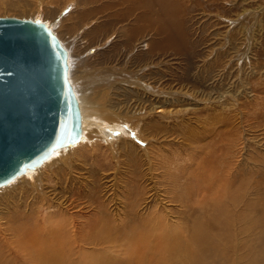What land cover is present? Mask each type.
Segmentation results:
<instances>
[{
  "label": "rangeland",
  "instance_id": "1",
  "mask_svg": "<svg viewBox=\"0 0 264 264\" xmlns=\"http://www.w3.org/2000/svg\"><path fill=\"white\" fill-rule=\"evenodd\" d=\"M168 1L181 5L187 39L195 45L192 57L174 48L150 56L147 40L163 34L156 37L151 17L140 19L145 8L135 7L132 0H0V16L32 18L53 29L70 53L69 73L85 82L92 97L99 92L91 109L100 116L96 123L104 120L92 143L74 152L59 149L58 159L51 162L53 169H47L50 172L36 171L35 187L29 175L21 178L25 173L17 186L0 191V231L9 232L7 236L12 229H5L6 223L16 226L29 213L36 215L34 208L45 201L38 209L40 222L49 218V212L74 213L87 221L85 264H223L221 250L251 264L247 259L252 251H263L264 0ZM89 9L100 12L86 17ZM136 24H144L146 30L135 36L137 44L131 49L133 44L123 39L127 37L123 32ZM95 27L99 28L90 33ZM145 51V57L136 54ZM92 70L97 82L99 76L108 79L101 92L87 87ZM134 75L144 80L139 86ZM144 83L153 88L143 90ZM75 85L79 88L78 82ZM122 118L128 123H122ZM140 118L139 131L133 124ZM45 174L46 185L41 182ZM32 192L35 196L40 192L37 202L29 195ZM100 203L115 214L111 224H119V230L110 231L117 232L111 236L120 247L109 246V240V245L88 244L91 236L100 240L91 222L96 210L102 209ZM109 213L107 209L105 215ZM125 221H135L136 236L120 229ZM2 238L0 246L5 244ZM212 244L221 246L217 250Z\"/></svg>",
  "mask_w": 264,
  "mask_h": 264
},
{
  "label": "water",
  "instance_id": "2",
  "mask_svg": "<svg viewBox=\"0 0 264 264\" xmlns=\"http://www.w3.org/2000/svg\"><path fill=\"white\" fill-rule=\"evenodd\" d=\"M69 53L45 22L0 16V186L82 139Z\"/></svg>",
  "mask_w": 264,
  "mask_h": 264
},
{
  "label": "bare ground",
  "instance_id": "3",
  "mask_svg": "<svg viewBox=\"0 0 264 264\" xmlns=\"http://www.w3.org/2000/svg\"><path fill=\"white\" fill-rule=\"evenodd\" d=\"M133 2V5L135 7H138L139 5H142L144 8H145V11L144 13L141 15V17H139L140 19L141 18H144V19H147L148 17L153 21V23L155 24V29H156V37H158V34H163L162 37L160 38H152L151 40L148 39L147 41L149 42V47H147V52L149 54V52H151V54H149L150 56H153L154 54L153 53H157L159 55H163V54H166V50L170 49V48H174L176 50H178L179 52H186L188 55H190L192 57V54L194 52V48H195V45H193L194 43L192 42V44H190V42L188 41V37L186 35V31H185V24L183 23V20L181 18V11H182V8H181V5L179 6L178 4L174 3V2H171V1H168V0H132ZM131 2V4H132ZM125 3V2H123ZM197 3V2H196ZM130 4V3H129ZM202 5V4H201ZM132 6V5H131ZM133 6V7H134ZM98 9H101V8H98ZM97 9H89L87 11H85V16L87 17L88 15H92L96 12V14L98 12H100L99 10L96 11ZM144 10V9H143ZM116 12V11H115ZM128 13H130L129 10H127ZM95 14V15H96ZM123 12H121V16H122ZM114 15L113 17H116V14H112ZM129 15V14H128ZM118 16V15H117ZM120 16V15H119ZM149 19V21H150ZM144 21V20H143ZM136 22H138V18L136 19ZM145 22V21H144ZM149 23V22H147ZM106 24V23H104ZM101 25V24H100ZM146 25V24H145ZM153 25V24H152ZM126 26V25H125ZM103 28L106 27V26H102ZM132 27V28H130ZM99 28V27H95L93 29L92 32L90 33H94L95 30ZM129 30L127 32H123L125 36V38H123L124 40H127L129 42H131V44H133V47L131 49H135V46L137 43H134V38L135 36H137L139 33L141 32H144L146 30V27L143 25H131L129 26ZM126 30V29H125ZM123 29V31H125ZM122 31V30H121ZM123 35V34H122ZM151 35V34H150ZM141 36V35H140ZM152 36V35H151ZM154 37V36H152ZM141 38V37H140ZM151 38V37H150ZM136 41V39H135ZM140 42V41H139ZM145 42V41H144ZM147 42V43H148ZM130 44V46H131ZM145 45V44H144ZM139 46V45H138ZM67 49V48H66ZM157 51V52H156ZM136 52V51H135ZM134 52V53H135ZM142 53L143 54H146V51L145 52H137L136 54H140ZM70 54V53H69ZM72 55V54H71ZM144 56V55H143ZM183 56V55H182ZM181 56V57H182ZM70 57V56H69ZM145 57V56H144ZM71 58V57H70ZM69 58V60H70ZM150 59V58H149ZM85 63V62H84ZM71 65V64H70ZM189 65V64H188ZM187 65V66H188ZM71 68V67H70ZM109 69V67H108ZM107 70V69H106ZM148 70V69H147ZM105 71V70H104ZM113 71V70H112ZM145 71V70H144ZM73 72V71H72ZM102 73V72H101ZM110 74V70L108 72ZM144 73H147V72H144ZM79 74V73H78ZM112 74V73H111ZM149 74V72H148ZM73 75V79H70V76ZM100 74L98 73V76ZM102 75V74H101ZM114 75V74H113ZM124 75V74H123ZM88 76L90 77V81H88V86L87 87H90V88H99L100 92L102 90V87H103V83H107L108 79H103L102 76L99 80V82H97L95 80V76H97V74L95 75V71H90L88 73ZM116 76V75H114ZM145 76V75H144ZM104 77V76H103ZM106 77V76H105ZM135 78V83L136 85L141 84L142 81L138 80V77L136 75H134ZM146 78V77H145ZM69 79L70 81L72 80L75 81V82H78L79 83V88L76 87L75 85V82L72 83L73 87H74V90H75V93L77 95V98L79 100V103H80V107H81V113H82V139L80 141H78L77 143H74V144H71V145H67V146H63V147H59L58 149H56L41 165H39L38 167H34V168H29L26 170L25 173H27L25 176H23L25 173L23 174H20L18 175L17 177H15L12 181H17L12 183L10 185V183L12 181H10L9 183L5 184V185H2L0 186V191L3 190V189H7V188H10V187H14L16 185V183L19 181L20 177L21 178H24V177H27V175H29L30 177V181H33L34 184H32L33 187H35L34 185H36L35 183V180H33L32 177L35 178V176L37 175L36 171L40 170L42 171L43 169H45L46 171H48L47 169H51L52 165H51V162L52 164L55 163L56 161V158L58 157V155L60 154L59 152V149H62V150H71L73 151L75 148L77 147H84V145H89L88 143H92V139H93V134H95V130L96 129H99L104 120L103 119H100V120H97V123L95 122L96 119H98V117L100 118V116L96 117L94 114H92V110L91 108L94 107V104L93 102H95L94 100L97 99L96 96L99 92H96V96L95 98L91 96V93L92 91L90 90H86L85 89V82H83L81 80V78H78V76H76L75 74H72L71 72L69 73ZM123 79V78H122ZM130 79V78H128ZM160 79V78H159ZM146 80V79H145ZM120 81V80H118ZM132 81V80H131ZM114 84V83H112ZM127 84V83H126ZM145 84V83H144ZM109 86V84H108ZM139 86V85H138ZM130 87V86H129ZM143 87V88H142ZM141 88L143 90H150L151 88H153L152 86L145 84V86H142ZM118 88V86H117ZM124 88V87H123ZM122 88V89H123ZM141 89V90H142ZM125 90V89H123ZM142 90V91H143ZM94 91V90H93ZM105 91V89H104ZM140 91V90H139ZM95 92V91H94ZM103 92V91H102ZM118 92V90H117ZM145 92V91H143ZM148 92V91H147ZM150 96V95H149ZM162 96V95H161ZM164 96V95H163ZM154 97V96H153ZM161 98V97H160ZM160 102V101H159ZM93 103V104H92ZM106 104V103H105ZM108 104V103H107ZM96 105V104H95ZM164 104H161L159 107H164L163 106ZM116 106V104H115ZM114 106V107H115ZM118 106V105H117ZM120 106V105H119ZM102 107V106H101ZM100 108V106H99ZM121 108V107H120ZM119 108V110H120ZM153 108V107H151ZM96 109V108H94ZM103 110V109H102ZM142 110V109H141ZM163 109H160L159 111H162ZM105 111V110H104ZM117 111V110H116ZM129 111V110H128ZM158 111V112H159ZM164 111V110H163ZM98 112V111H97ZM149 112V111H148ZM165 113V112H163ZM101 114V113H100ZM104 114V113H103ZM138 114V113H137ZM117 115V114H116ZM104 116V115H103ZM165 116V115H164ZM112 117V116H111ZM121 117V116H120ZM131 117V116H130ZM104 118V117H103ZM113 118V117H112ZM118 118V117H117ZM132 118V117H131ZM138 118V117H137ZM108 119V118H107ZM120 119V118H118ZM133 119V118H132ZM143 119V118H142ZM103 120V121H101ZM106 120V118H105ZM109 120V119H108ZM122 120V123H128V121H125V119H121ZM141 120V118L139 120H137V122H135V124H133V127L134 129H138L139 130V121ZM134 120H132L131 122L133 123ZM117 122V121H116ZM151 122V121H150ZM130 123V124H132ZM157 123V122H156ZM149 124V123H148ZM114 125H119V124H114ZM156 125V124H155ZM154 125V126H155ZM159 125V124H158ZM157 126V125H156ZM110 128L111 126L107 125V128ZM115 127H118V126H115ZM132 127V125H131ZM159 127L161 128V126L159 125ZM102 131H100L101 133H103V128H101ZM120 129V128H119ZM99 131V130H97ZM140 131V130H139ZM161 132V131H160ZM111 133V132H110ZM133 134V132H131ZM104 134V133H103ZM109 135V134H108ZM91 145V144H90ZM76 150V149H75ZM81 150V149H80ZM74 152V151H73ZM78 152V151H77ZM155 153V152H154ZM160 154V153H159ZM158 154V155H159ZM151 155V154H150ZM155 155V154H154ZM160 156V155H159ZM163 156V155H162ZM157 157V155H156ZM158 158V157H157ZM58 159V158H57ZM154 159V157H153ZM159 159V158H158ZM48 160V161H47ZM155 160V159H154ZM157 160V159H156ZM161 160V159H159ZM160 162V161H159ZM157 163V162H155ZM153 164V163H152ZM78 167V165H76ZM157 166V164H156ZM163 166V165H161ZM75 167V166H73ZM76 167V169H77ZM160 167V166H159ZM215 167V166H214ZM72 168V167H71ZM79 169H81L80 167H78ZM226 168V167H225ZM53 169V167H52ZM70 169V168H69ZM218 169V168H217ZM230 169V168H229ZM72 170V169H71ZM75 170V169H74ZM54 171V170H53ZM52 171V172H53ZM76 171V170H75ZM221 171V170H220ZM226 171V170H225ZM50 172V171H48ZM47 172V173H48ZM151 173V172H149ZM148 173V174H149ZM44 174V173H43ZM49 174V173H48ZM52 174V173H51ZM58 174V173H57ZM110 174V173H108ZM221 174H224V173H221ZM229 174V172H228ZM47 174L44 175V178L43 180H41V182L43 184L46 185V182H44V179H46ZM56 175V174H55ZM59 175V174H58ZM71 175V174H70ZM104 175V174H103ZM114 175V174H113ZM112 175V176H113ZM147 175V174H146ZM151 175H153L151 173ZM49 176V175H48ZM52 177V175H50ZM94 176V175H93ZM118 176V175H117ZM149 176V175H147ZM146 176V177H147ZM154 176V175H153ZM159 176V174H158ZM156 176V177H158ZM165 176V175H163ZM216 176V175H215ZM220 176V175H219ZM39 178L40 177H43V175H39L38 176ZM37 177V178H38ZM75 177V176H74ZM84 177V175H83ZM104 177V176H103ZM109 177V176H108ZM145 177V175H144ZM145 177V178H146ZM225 177V176H224ZM228 177V176H227ZM226 177V178H227ZM49 178V177H48ZM59 178V177H58ZM80 178V177H79ZM148 178V177H147ZM152 178V177H151ZM159 178H162V177H159ZM169 178V176H168ZM220 178V177H219ZM55 179V178H54ZM110 179V177H109ZM221 179V178H220ZM26 180V179H25ZM24 180V181H25ZM38 180V179H37ZM56 180V179H55ZM59 180V179H58ZM57 180V181H58ZM69 180V179H68ZM74 180V179H73ZM77 180V179H76ZM85 180V179H84ZM112 180V179H111ZM152 180V179H151ZM218 180V179H217ZM222 180V179H221ZM50 181V180H49ZM61 181V180H59ZM63 181V180H62ZM157 179L155 180V183H156ZM76 182V181H75ZM80 182V181H79ZM153 182V181H152ZM27 183V182H25ZM24 183V184H25ZM42 183H40L39 185H42ZM51 183V182H50ZM68 183V182H67ZM72 183V182H71ZM81 183V182H80ZM107 183V182H106ZM222 183V182H221ZM62 184V183H61ZM77 184V183H76ZM109 184V183H108ZM225 184V183H224ZM10 185V186H9ZM49 185V184H48ZM74 185V184H73ZM81 185V184H80ZM82 185H83V182H82ZM17 186V185H16ZM19 186V185H18ZM50 186V185H49ZM48 186V187H49ZM53 186V185H52ZM67 186V185H66ZM69 186V185H68ZM67 186V187H68ZM108 186V185H107ZM131 186V185H130ZM137 186V185H136ZM145 186V185H144ZM21 187V186H20ZM66 187V188H67ZM83 189H84V186H82ZM111 187V186H110ZM116 187V186H115ZM141 187V186H140ZM148 187V186H147ZM215 187V185L213 186ZM19 188V187H17ZM49 188H52V187H49ZM76 188V187H74ZM106 188V187H104ZM108 188V187H107ZM23 189V188H22ZM46 189V188H45ZM48 189V188H47ZM54 189V188H53ZM60 189V188H59ZM73 189V188H72ZM78 189V188H77ZM76 189V190H77ZM146 189V187H145ZM148 189V188H147ZM151 189H153L151 187ZM228 189V188H227ZM20 190V189H19ZM41 190H44V189H40V190H37V191H41ZM67 190V189H66ZM75 190V191H76ZM85 190V189H84ZM108 190V189H107ZM143 190V189H142ZM214 190V188H213ZM47 191V190H46ZM50 191V190H48ZM54 191V190H53ZM68 191V190H67ZM71 191V190H70ZM109 191V190H108ZM107 191V192H108ZM114 191V190H113ZM24 192V190H23ZM44 192V191H43ZM42 192V193H43ZM55 192V191H54ZM66 192V191H65ZM93 193H95L94 191H92ZM100 192V191H99ZM140 192V191H139ZM5 193V192H4ZM49 193V192H48ZM53 193V192H51ZM59 193V192H58ZM71 193V192H70ZM74 193V192H73ZM79 193V192H78ZM81 193V192H80ZM97 193V192H96ZM146 193V192H145ZM216 193V192H215ZM220 193V192H219ZM1 194V193H0ZM3 194V193H2ZM50 194V193H49ZM134 194V193H133ZM164 194V193H163ZM217 194V193H216ZM30 196H33L34 197V201H38L37 198L39 197L40 195V192H38V194L35 196V194L32 192V194H29ZM45 195V194H44ZM63 195V194H62ZM67 195V193H66ZM74 195V194H71V196ZM75 195H76V192H75ZM143 195V193H142ZM27 196V195H26ZM115 196V195H114ZM218 196V195H217ZM49 197V196H48ZM74 197V196H72ZM76 197V196H75ZM74 197V198H75ZM82 197V195L80 196ZM102 197V196H101ZM165 197V196H164ZM77 198V197H76ZM100 198V197H99ZM144 198V197H143ZM142 198V199H143ZM1 199V198H0ZM27 200V198H25ZM44 199V198H43ZM49 199H52L51 197H49ZM58 199V198H57ZM56 199V200H57ZM82 199V198H81ZM84 199V198H83ZM146 199V198H145ZM144 199V200H145ZM54 200V199H52ZM55 200V201H56ZM70 200V199H69ZM74 200V199H73ZM73 200H71L73 202ZM1 201V200H0ZM48 202V200H46ZM50 201V200H49ZM103 201V200H102ZM116 201V200H115ZM146 201V200H145ZM51 202V201H50ZM53 202V201H52ZM105 202V201H104ZM112 202V201H111ZM54 203V202H53ZM66 203V202H64ZM70 203V201H69ZM113 203V202H112ZM111 203V204H112ZM117 203V202H116ZM119 203H121L119 201ZM139 203V202H138ZM26 204V203H25ZM35 205V204H34ZM45 205V201H44V204H42V206H39L37 209L34 208L36 210V215H32V214H28L29 216H26L27 218L24 220L22 219L20 224L16 225V226H13L12 224H10V222L6 223L5 221V225L3 226L5 229H12V232H11V235L10 236H7V234L9 232H4V231H0V237H3L2 239H4L5 241V244L2 246H0V264H85V241L88 239L85 238V218L83 220H80L78 218H76L78 215H75L74 213H70L69 215L67 216H63L61 213H55V215L53 214L54 212H49L47 215L49 216L48 217H45L47 220L43 222H40V216H41V213H40V209L41 207H44ZM99 207H101L102 209L104 210H99V208L96 210H94L95 214H94V217L91 219V222H92V226L94 228L93 229V233L97 234L100 236V240H97V237L93 239V236H90L92 237L91 241H89L90 243L88 244H94L95 246H98L99 244L103 243L106 244L108 241L106 240H109L111 242L112 245H108L111 246V247H116V245H118V240L115 238V237H112L111 235L112 234H116L117 232H112L110 231L111 229L113 228H117L116 230H119V224H117V226L113 227L111 223H113L114 221L111 220V217H112V214L115 215L112 211H111V208L110 206H106L104 203H100L98 204ZM147 205V204H146ZM25 206V205H24ZM121 206V205H120ZM124 206V205H123ZM128 206V205H127ZM142 206V205H141ZM30 209L32 210L33 207L31 205H29ZM52 207V206H51ZM74 207V206H73ZM98 207V206H97ZM117 207V206H115ZM130 207V206H129ZM20 208V207H18ZM17 208V209H18ZM26 208V207H25ZM58 208V207H57ZM134 209L136 207H133ZM140 208V207H139ZM145 208V207H144ZM16 209V208H15ZM109 209L110 213L105 215L106 214V210ZM125 209V208H124ZM137 209V208H136ZM34 210V211H35ZM73 210V209H72ZM113 210V209H112ZM131 210V208H130ZM138 210V209H137ZM151 210V209H150ZM160 210V209H158ZM157 210V211H158ZM23 211V210H21ZM53 211V210H52ZM26 212V211H25ZM67 212V211H66ZM121 212V211H120ZM123 212V211H122ZM129 212V211H128ZM150 212V211H149ZM165 212V211H164ZM19 213V212H18ZM23 213V212H22ZM133 214V212H131ZM160 213V212H159ZM8 214V213H7ZM24 214V213H23ZM22 214V215H23ZM127 214V213H126ZM137 214V213H136ZM161 214V213H160ZM2 215H6V214H2ZM10 215V214H9ZM19 215V214H18ZM26 215V213H25ZM54 215V216H53ZM128 215V214H127ZM142 215V214H141ZM151 215V214H150ZM154 215V214H153ZM152 215V216H153ZM133 216V215H131ZM11 217V216H10ZM12 217H14L12 215ZM23 217V216H22ZM25 217V216H24ZM124 217V216H123ZM135 217V216H134ZM159 217V216H158ZM162 217V216H161ZM16 218H19V217H16ZM127 218V217H126ZM145 218V216H144ZM113 219V218H112ZM128 219V218H127ZM126 219V220H127ZM130 219V218H129ZM7 220V219H6ZM16 220V219H15ZM18 220V219H17ZM137 220V219H136ZM148 220V219H147ZM117 221V219H116ZM138 221V220H137ZM144 221V219H143ZM150 221V220H149ZM159 221V220H158ZM15 222V221H14ZM126 225H123L120 227V229L124 228V230L126 232L129 233V235H132L134 234L136 231V224H135V221L132 223H128V222H122V224H125ZM142 223V224H141ZM140 224L143 225V222H141ZM147 223V222H146ZM150 223V222H149ZM154 223H157V222H154ZM162 223V222H160ZM163 223H165L163 221ZM229 223V222H228ZM17 224V223H16ZM139 224V223H137ZM159 224V223H158ZM0 225L2 226V224L0 223ZM144 225H145V222H144ZM155 225V224H154ZM165 225V224H164ZM169 225V224H168ZM261 225L262 227L264 228V221L261 222ZM0 226V227H1ZM140 226V225H139ZM147 225H145L146 227ZM158 226V225H157ZM87 228V227H86ZM165 228H166V225H165ZM164 228V229H165ZM169 228V227H168ZM1 229V228H0ZM148 230V228H147ZM140 232V231H139ZM107 233V236L105 238V234ZM127 233V234H128ZM145 233V232H144ZM172 233V232H171ZM262 233V232H261ZM139 235V234H137ZM147 235V234H146ZM89 236V237H90ZM128 236V235H126ZM135 236H136V233H135ZM142 237V235H139ZM151 236V235H150ZM133 236L130 237V241H132ZM176 237V236H175ZM178 237V236H177ZM145 238V237H144ZM170 238V237H168ZM86 239V240H85ZM103 240V241H102ZM145 240V239H143ZM142 240V241H143ZM169 240V239H168ZM227 240V239H226ZM3 242V240H2ZM125 242H128V241H125ZM133 242V241H132ZM135 242V241H134ZM166 242V241H165ZM136 243V242H135ZM106 244V245H107ZM129 244V243H128ZM148 244V243H147ZM146 244V245H147ZM165 244V243H164ZM264 244V232L262 233L261 235V245ZM123 245V243L121 244ZM133 245V243H132ZM139 245V244H137ZM237 245V244H236ZM236 245H235V248H236ZM119 246V245H118ZM125 246V244H124ZM122 246V248L124 247ZM135 246V244H134ZM212 248L214 249L216 247V249L218 250V247H220L221 245H219L217 247V245L214 246V244L211 245ZM109 247V248H111ZM120 247V246H119ZM139 247V246H138ZM225 247V246H224ZM234 247V246H233ZM98 248V247H97ZM128 248H131L130 246ZM222 248V247H221ZM229 248V247H228ZM106 249V248H105ZM147 249V248H146ZM237 249V248H236ZM124 250V249H123ZM210 250V249H209ZM221 250V249H219ZM127 251V250H126ZM222 251V260L226 261V263H223V264H245V261L240 258V260L238 261V257L236 256V258H232L229 254L227 255L226 252H223ZM226 251V250H225ZM148 253V252H147ZM135 254V253H134ZM215 254V253H214ZM147 256V254H146ZM136 258V257H135ZM243 260V261H242ZM251 264H264V245H263V251H260V250H254L252 251V253L250 254V257H248L247 259ZM101 262V261H100ZM93 264V263H92ZM97 264H108V263H105V262H101V263H97ZM139 264H142L139 262ZM146 264V263H145Z\"/></svg>",
  "mask_w": 264,
  "mask_h": 264
}]
</instances>
